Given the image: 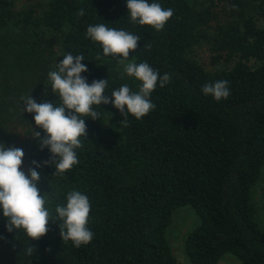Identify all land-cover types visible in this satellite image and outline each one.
I'll use <instances>...</instances> for the list:
<instances>
[{
    "label": "trees",
    "instance_id": "obj_1",
    "mask_svg": "<svg viewBox=\"0 0 264 264\" xmlns=\"http://www.w3.org/2000/svg\"><path fill=\"white\" fill-rule=\"evenodd\" d=\"M14 1L0 0V30L16 17ZM148 2L173 11L160 31L132 22L127 0H47L40 17L31 9L23 12L33 34L48 29L59 34L64 56L83 55L88 71L81 76L88 84L108 79L104 94L110 99L123 84L137 92L141 82L106 74L99 66L103 46L86 36L89 25L104 23L139 36L130 51L135 62L148 63L161 76L170 74L171 81L164 88L157 82L149 97L155 108L140 119L128 115L124 120L113 103L93 105L99 118L82 117L86 138L75 150L79 162L63 174L42 163L51 156L35 139V132L46 135L43 129L32 133L26 153L31 168L33 161L41 165L35 170L50 214L48 231L38 240L23 229L9 232L0 208L3 264H177L166 235L173 210L186 205L199 220L184 239L190 264H217L227 253L238 264H264V229L251 197L264 167V26H256L251 16L242 24L220 26L223 39L215 49L237 59L229 69L210 73L189 56L198 37L190 0ZM81 9L85 14L78 16ZM250 60L257 65L249 67ZM217 80H227L230 88L229 97L219 102L202 92ZM12 90L0 79L4 106L18 105ZM50 102L60 105L57 95ZM108 113L121 116V141L103 137ZM73 190L89 199L87 227L94 234L79 248L62 240L55 212L58 205L66 206Z\"/></svg>",
    "mask_w": 264,
    "mask_h": 264
},
{
    "label": "clouds",
    "instance_id": "obj_2",
    "mask_svg": "<svg viewBox=\"0 0 264 264\" xmlns=\"http://www.w3.org/2000/svg\"><path fill=\"white\" fill-rule=\"evenodd\" d=\"M126 6L132 22L152 27L156 31L162 30L173 16L172 9H164L159 3H149L148 0H127ZM84 14L83 9L77 13L78 16ZM86 36L103 46L105 57H121L118 63L124 66L123 73L134 77L141 84L137 92H133L128 84H123L111 93L110 99L109 95L104 94L108 79L93 80L88 84L86 77L81 76V73L88 71L86 65L81 63L84 61L83 55L67 54L57 63L56 70L48 73L51 89L59 97V106L51 102L37 103L30 95L21 98L23 111L34 113L35 125L46 134L41 138L40 133L35 132V139L41 151L45 148L50 151L49 160L42 163L54 166L55 174H63L78 164L75 150L82 146L80 138H86V119L82 117H91L94 121L99 118L93 105L113 103L124 120L128 115L140 119L155 108L149 97L157 82L164 88L171 81L170 74L161 76L148 63L137 64L129 60L130 51L138 46L139 36L109 28L104 23L89 25ZM145 48H150V45H145ZM202 92L219 102L229 97V82L217 80L206 83ZM24 155L22 149H5L0 143V208L7 220L9 232L23 229L31 240H38L48 231L50 214L44 207L45 198L37 188L40 174L35 169L41 165L33 161V167L28 169L26 175L20 170ZM90 211V202L85 194L76 190L67 193L66 206L58 205L55 209L62 221L59 229L63 241H71L76 248L91 242L94 234L87 227ZM32 250V247L28 249L29 255Z\"/></svg>",
    "mask_w": 264,
    "mask_h": 264
},
{
    "label": "rangeland",
    "instance_id": "obj_3",
    "mask_svg": "<svg viewBox=\"0 0 264 264\" xmlns=\"http://www.w3.org/2000/svg\"><path fill=\"white\" fill-rule=\"evenodd\" d=\"M190 3L197 19L198 37L189 50V56L200 62L210 73L229 69L237 59L228 56L226 49H215L223 39L220 26L230 23L242 24L243 20L250 16L253 17L256 26H264L262 0H190ZM46 6L47 0H15L13 10L16 17L9 20L7 26L0 30V79L7 80L13 87L12 94L18 102L16 106L12 104L4 106V101L0 100V143L5 149L16 147L24 151L20 170L26 175L31 168L26 148L32 133L39 127L35 125L33 119L35 114L23 111L21 98L30 95L37 103L50 102L55 94L51 89L48 73L56 70L57 63L64 57L58 45L59 34L41 28L36 30L35 35L28 29L23 19V12L28 9L32 10L34 17H40ZM27 50L31 52L27 53ZM119 59L121 57L103 56L99 66L109 77L121 82H129L132 77L123 73L124 66L118 63ZM129 60L135 61L131 52ZM257 63L253 60L247 62L249 67H254ZM120 121V115L110 113L105 115L103 129L105 140L123 139L118 126ZM37 188L40 195L45 198L44 207L47 209L46 197L38 182ZM251 197L258 224L264 229V167L252 188ZM198 221L195 212L188 205L177 207L172 212L166 236L177 264H190L184 251V239ZM3 263L4 260L0 258V264ZM217 264H238V260L227 253Z\"/></svg>",
    "mask_w": 264,
    "mask_h": 264
}]
</instances>
